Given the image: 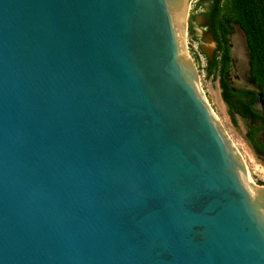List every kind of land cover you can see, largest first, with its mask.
Listing matches in <instances>:
<instances>
[{
    "label": "water",
    "instance_id": "1",
    "mask_svg": "<svg viewBox=\"0 0 264 264\" xmlns=\"http://www.w3.org/2000/svg\"><path fill=\"white\" fill-rule=\"evenodd\" d=\"M190 1L0 0V264H264Z\"/></svg>",
    "mask_w": 264,
    "mask_h": 264
},
{
    "label": "rangeland",
    "instance_id": "2",
    "mask_svg": "<svg viewBox=\"0 0 264 264\" xmlns=\"http://www.w3.org/2000/svg\"><path fill=\"white\" fill-rule=\"evenodd\" d=\"M225 1V0H224ZM198 0H191L188 6L187 27L184 35V44L187 55L195 63L199 73V86L211 112L223 127L227 137L241 155L250 181L264 186V158L254 152L249 144L247 131L254 123L234 114L231 118V109L223 100L219 83V61L214 64L213 40L205 21L206 5H197ZM225 11V10H224ZM223 15H221L222 18ZM230 43L235 50L245 49V38L242 30L234 24L230 34ZM236 70L233 68L227 74L232 88L246 84V61L233 54ZM230 112V113H229Z\"/></svg>",
    "mask_w": 264,
    "mask_h": 264
},
{
    "label": "trees",
    "instance_id": "3",
    "mask_svg": "<svg viewBox=\"0 0 264 264\" xmlns=\"http://www.w3.org/2000/svg\"><path fill=\"white\" fill-rule=\"evenodd\" d=\"M222 0H212L213 10L208 13L209 21L213 28L215 40L223 45L226 42L228 33V21H234L242 29L250 56V76L251 81L257 88V93L245 90H233L227 85L224 78L219 82L223 100L231 109L230 116L234 119V114L248 120L254 116L250 103L258 98V93L262 94L264 100V0H225L224 12L220 7ZM221 15H223L221 19ZM217 61L214 60V64ZM220 63V62H219ZM222 72L227 67V57L221 62ZM250 96V98H245ZM257 129L249 127L247 137L259 153H264V147H261L255 140L254 134Z\"/></svg>",
    "mask_w": 264,
    "mask_h": 264
},
{
    "label": "flooded vegetation",
    "instance_id": "4",
    "mask_svg": "<svg viewBox=\"0 0 264 264\" xmlns=\"http://www.w3.org/2000/svg\"><path fill=\"white\" fill-rule=\"evenodd\" d=\"M224 0L221 1L220 3V7L222 8V11L224 12ZM201 4H205L206 5V11H205V21H206V25L209 28V33L212 37L213 40V60L212 62H214V60H218L220 62V66H219V80L221 77L224 78L225 82L227 83L228 86H230L232 88V86L230 85L228 78H227V74L230 72V70L233 68L234 70H236V65H235V59L233 57V54H236V56H238L241 59V62H245L246 61V65H247V76H246V84L244 85H240L237 86L235 88H232L233 90H245V91H252L257 93V88L255 87V85L253 84V82L251 81V76H250V56H249V50L246 44V40H245V49H238L235 50L233 48V45L230 43V34L233 30L234 24H236L239 28L240 26L235 23L234 21H228L227 22V26H228V33L226 34V42L223 45H220L214 38L213 36V28L212 25L209 21V16L208 13L212 12L213 10V2L212 0H198V6H200ZM223 18V17H222ZM221 18V19H222ZM187 27H189L191 29L190 23L188 25V21H187ZM241 29V28H240ZM242 30V29H241ZM243 32V31H242ZM245 38V35H244ZM227 57V67L226 69L222 72V65L221 62L224 59V57ZM220 83V82H219ZM222 90V89H221ZM245 98H250V96H247ZM250 106L253 110V112L255 113L254 116L250 117L248 120L252 121L254 123V125L251 127L253 129H257L255 134H254V140L261 146L264 147V100L262 99V94L258 93V98L253 100L250 103ZM250 146L252 147V149L254 150V152L256 154H258L259 156L264 158V153H259L258 150L255 148V146L250 143V140L248 139Z\"/></svg>",
    "mask_w": 264,
    "mask_h": 264
},
{
    "label": "bare ground",
    "instance_id": "5",
    "mask_svg": "<svg viewBox=\"0 0 264 264\" xmlns=\"http://www.w3.org/2000/svg\"><path fill=\"white\" fill-rule=\"evenodd\" d=\"M252 182V181H251Z\"/></svg>",
    "mask_w": 264,
    "mask_h": 264
}]
</instances>
